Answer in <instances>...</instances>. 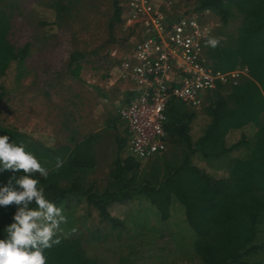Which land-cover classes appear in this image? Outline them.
Masks as SVG:
<instances>
[{"label":"trees","instance_id":"trees-1","mask_svg":"<svg viewBox=\"0 0 264 264\" xmlns=\"http://www.w3.org/2000/svg\"><path fill=\"white\" fill-rule=\"evenodd\" d=\"M193 1L194 10L199 12L203 21L216 17V22L228 25L240 17L237 30L226 40L216 37L212 26L210 38H217L219 44L210 46L207 43L210 38L204 44L209 64L222 71H232L240 66L249 69V74L241 75L237 83L220 84L206 93L202 111L206 123L198 138L195 136L199 133L195 135L194 127L200 114L191 106L185 107L182 101L172 99L165 125L166 149L168 144L171 148L169 153L143 165L142 162L151 157L139 159L129 151L130 156L117 160L110 170L106 188L94 191L82 184V174L86 176L95 163L86 160L88 152L82 151L89 148L92 137L78 143L73 150L65 148L64 153H59L30 139L28 133L3 125L1 120L0 136H9L10 143L25 144L26 150L47 169V178L40 173H35L34 178L40 180L39 186L44 188L49 201L60 204L71 195L86 197L88 203L98 210L101 223L110 227V231L95 238L108 239L111 235L121 238L126 218L114 216L112 209L120 205L129 207L136 199L145 198L158 209L160 215L156 219L162 226L159 225L161 232L157 241L148 248L171 252L159 245L164 242L162 237L167 235L178 252L171 214L174 201H178L185 208V222L195 234V237L192 234V246L200 264H264V260H257V253L264 247L258 237L259 226L264 222V0ZM52 2L59 17L72 3L70 0L67 4L63 0ZM15 3L16 0H0V115L1 100L5 95L1 91L3 78L15 62L20 70L18 77L22 75L24 60L30 52V44L18 47L10 39ZM118 3H115L116 21L122 19L123 11ZM205 9H210L209 16L204 14ZM80 69V64L73 69L75 78L79 77ZM249 131L253 134L249 135ZM232 133L236 134L229 145L227 137ZM252 140L246 155H233ZM227 155L234 158L230 170L204 164V159L224 161ZM58 158L62 161L60 167H57ZM13 175L20 177L11 170L0 171V188L6 186ZM13 185L19 188L14 181ZM18 207L15 203L0 206V239L5 238L6 227L15 222ZM31 207L35 208V203ZM153 212L156 213L155 209ZM128 213L131 212L125 214ZM167 222L173 229L166 227ZM57 235L61 243L45 251L47 264H102L87 254L81 239ZM139 255L144 254L140 252L137 259ZM119 264L133 262L124 256Z\"/></svg>","mask_w":264,"mask_h":264},{"label":"rangeland","instance_id":"rangeland-1","mask_svg":"<svg viewBox=\"0 0 264 264\" xmlns=\"http://www.w3.org/2000/svg\"><path fill=\"white\" fill-rule=\"evenodd\" d=\"M63 1L67 4L69 0ZM70 1L68 10L59 17L52 0H16L10 39L18 47L30 44V52L24 60L20 78L17 62L3 78L1 91L5 95L1 100L0 120L3 125L28 133L30 139L59 153L61 147L65 149L69 145L73 150L78 143L92 136L89 148L82 151L88 152L86 160L95 163L86 176L81 172L82 184L86 189L102 191L109 182L108 176L115 162L130 156L126 120L119 113L129 97L128 86L122 95L108 100L103 90L105 87L110 90L118 83L119 80L113 78L118 72L115 67L121 64L133 41L124 30L122 19L114 20L115 3L119 2L118 7L121 8L125 0ZM193 3V0H186L179 9L194 10ZM209 22L214 26L216 37L226 40L237 30L240 17L228 25L216 22V17ZM78 64L81 69L79 77L75 78L72 71ZM187 105L185 103V107L190 106ZM202 111L198 112L199 120L203 119L200 132L206 123ZM109 128L113 131L107 132ZM248 134L253 133L249 131ZM253 141L244 144L236 154L246 155ZM170 149L168 144L164 152L142 164L169 153ZM204 161L212 167L225 164L221 160ZM17 174L22 176L25 173L20 170ZM55 205L66 217L57 234L81 239L87 254L102 264H119L124 256L133 264H200L192 246L195 234L185 222V208L178 201H174L171 214L176 228V245L181 254L175 251V244L167 235L162 237L164 242H159V245L171 252L148 248L157 241L161 222L158 224L156 219L160 215L158 209L145 198L136 199L129 207L120 205L112 209L114 216L126 218L121 238L113 235L108 239L95 238L110 231V227L105 222L101 223L98 210L88 203L86 197L71 195L64 198L63 203ZM165 225L173 229L170 223ZM258 233L264 242V222L260 224ZM140 252L144 255L137 259ZM257 260H264V247L257 253Z\"/></svg>","mask_w":264,"mask_h":264},{"label":"built area","instance_id":"built-area-1","mask_svg":"<svg viewBox=\"0 0 264 264\" xmlns=\"http://www.w3.org/2000/svg\"><path fill=\"white\" fill-rule=\"evenodd\" d=\"M185 0H125L123 28L133 45L121 59L116 80L133 82V96L121 106L126 120L128 149L139 159L167 147V108L172 99L203 110L205 95L220 84L237 83L247 66L232 71L214 69L204 44L212 25ZM210 9H205L208 16ZM114 55V54H113Z\"/></svg>","mask_w":264,"mask_h":264},{"label":"clouds","instance_id":"clouds-1","mask_svg":"<svg viewBox=\"0 0 264 264\" xmlns=\"http://www.w3.org/2000/svg\"><path fill=\"white\" fill-rule=\"evenodd\" d=\"M207 43L216 47L219 40L210 38ZM60 166L58 158L57 167ZM6 170H23L25 174L19 178L13 175L0 188V206H19L15 222L6 227L5 238L0 239V264H47L45 251L61 243L57 233L61 223L66 222L62 209L46 198L40 180L34 178L37 172L47 178L48 171L25 144L10 143L9 136L4 135L0 136V171ZM33 203L35 208L31 207Z\"/></svg>","mask_w":264,"mask_h":264},{"label":"crops","instance_id":"crops-1","mask_svg":"<svg viewBox=\"0 0 264 264\" xmlns=\"http://www.w3.org/2000/svg\"><path fill=\"white\" fill-rule=\"evenodd\" d=\"M114 56V55H113ZM122 61V60H121ZM121 61H120V63H121ZM115 69H118L119 70V68L118 67H115ZM118 73L119 72H117L116 74H114L113 75V78H117L118 77ZM118 82V83H117ZM117 82H115V83H117L116 85H114L113 87H111L110 88V90H107L106 89V87L104 88V90H103V94H104V96H105V99L106 100H108V99H112V98H114L115 96L116 97H119L120 95H122L125 91H127V86H128V89H129V97H132L133 96V94H134V92H133V87H134V83L133 82H123V81H117ZM114 83V84H115ZM112 86V85H111ZM103 95H102V97H104ZM128 97V98H129ZM126 99V98H125ZM125 99L123 100V102L125 101ZM99 100L101 101V98L99 97ZM128 100V99H127ZM201 113V112H200ZM202 122H203V119H202V121H200L199 120V122L195 125V127H194V130H195V135L197 134V133H199L198 134V136H197V138L199 137V135H201V133H202V131L200 132V127H202ZM205 122H206V120H205ZM109 131H113V129L112 128H109V130L107 131V132H109ZM126 131H127V129H126ZM128 133V132H127ZM89 134H92V133H89ZM102 134V133H101ZM236 133H232V134H228V137H227V143L230 145L231 144V138H232V136L233 135H235ZM89 137H92V136H88L87 138H89ZM87 138H85V139H87ZM196 138V139H197ZM91 140H92V138H91ZM251 140V139H250ZM84 141V140H83ZM90 142L91 141H89V144H90ZM81 143V142H80ZM233 143V142H232ZM67 147V149L69 148V145L68 146H66ZM71 149V148H70ZM60 150H61V152L60 153H64V148L63 147H61L60 148ZM233 155L234 156H239V155H237L236 154V152H234L233 153ZM225 164L224 163H221V164H219L218 165V167L219 168H222V169H225V170H230L229 168H230V166L232 165V163H233V161H234V158H232L231 156H225ZM93 162V161H92ZM208 164V163H207Z\"/></svg>","mask_w":264,"mask_h":264}]
</instances>
